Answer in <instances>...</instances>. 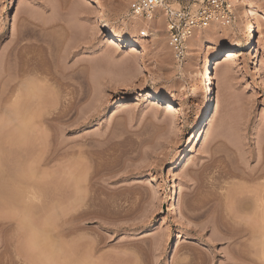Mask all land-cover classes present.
Wrapping results in <instances>:
<instances>
[{
  "label": "rangeland",
  "instance_id": "rangeland-1",
  "mask_svg": "<svg viewBox=\"0 0 264 264\" xmlns=\"http://www.w3.org/2000/svg\"><path fill=\"white\" fill-rule=\"evenodd\" d=\"M129 1L0 0V264H264V242L245 231L246 191L260 183L248 176L264 166V0L242 56L212 70L199 134L195 71L228 47L227 25L198 31L178 62L153 33L161 15L141 35L143 22L124 14ZM17 6V76L41 89L12 114L4 55ZM32 166L43 201H58L74 230L51 257L6 225V199Z\"/></svg>",
  "mask_w": 264,
  "mask_h": 264
},
{
  "label": "bare ground",
  "instance_id": "bare-ground-1",
  "mask_svg": "<svg viewBox=\"0 0 264 264\" xmlns=\"http://www.w3.org/2000/svg\"><path fill=\"white\" fill-rule=\"evenodd\" d=\"M131 1H129V5L133 4V0H131ZM258 1L259 0H230L232 12L234 14V19H233L232 23L229 24V26L228 25L226 27H225V25L223 26V27H225V30L229 31V34H230L229 39H228L229 45H228V47L219 51L218 53L216 50L215 56L213 58L203 59L201 61L202 62L201 67L195 71V78L197 79V82L201 86V91H200V94L198 97L199 98V102H198L199 110H198V115H197V120H198L197 134H199L202 129H205L208 126V116H209V112H210V96H209L210 94H208V90H209V86L211 85L212 70H213V72H215V74H218L226 64L233 63L237 60V58L242 56V53H241V52H243L242 48H247L249 46V44H250L249 42H250V39L252 38V35L254 33V28H255L254 20H252V18L250 16L254 15L255 8L257 6ZM21 11H22V8L17 6L15 14L13 16V23L11 25V36L14 37V39L12 40L13 43L11 42V45H9L10 46L9 48L6 47L7 52L4 55L5 60L7 57L9 58V59L7 58V61H9V73H10V77H11L10 82L12 83V85L10 86L11 88H10V93H9L10 98H11V102H12V114H16V112H18L17 106L19 105L18 101L20 98H21V100H22V98H25L24 100H27L28 98H29L28 100H30L31 98L34 99L36 97V94L40 93L38 90L41 89V87L39 88V86L36 83H35L36 85L34 84L33 80L27 79V77H24L23 74H21V75H23V77L17 76L18 73L16 71V67H17L16 66L17 65L16 59L17 58L19 59L20 52H22V50H21L22 46H21L20 42L23 39L20 38L19 37L20 35L18 36V34H17V25H16L15 21L19 20V17L21 15ZM124 14L126 16H128V18L130 17L132 20L138 19L136 17L130 16V12H129L128 8L125 9ZM163 23H164V15H161V16H159L158 21H157L158 27L153 28V33L159 34V35H160V33L163 34L162 36H163V39L165 40L164 41L165 42L164 43L165 48L169 52H172L171 47L169 46L168 41H167V35L165 33V27L161 28V25L164 26ZM213 24H215V23H213ZM222 33H224V30ZM226 34H228V32H226ZM198 35H200L199 32H198ZM222 37H226V36H222ZM214 45L215 44L208 42L207 44L204 45L203 50L204 51L214 50ZM191 47H193V46H191ZM193 48L196 49V46ZM198 48H200V47H198ZM21 60L22 59H20V62H21ZM20 62H19V64H20ZM22 63H23V61H22ZM211 64L213 66V69L211 67ZM158 84H160V82L156 79H153L151 81V90H154ZM38 97H40V96L38 95ZM37 105H38L37 107L39 108L40 105H42V104H37ZM40 110H42L41 107H40ZM4 134H5V132H4ZM10 137H12V136H10ZM10 137H8V139ZM11 142H13V141L11 140ZM196 145H197V143H196ZM192 147H195V145ZM190 153H191V150L188 152L187 156ZM182 161L184 163L186 161V157ZM21 168H22L21 171H19L20 172L19 178L21 176L22 181H24L25 183L24 182L21 183V179H19L20 182L19 181L18 182L21 183L22 185L23 184L24 185L20 186V184H17V182H16L15 188L18 187L17 188L18 190L15 189L14 191H12V192H15L14 195H11L13 197L9 198V196H8L6 199V200L9 199L10 206L13 209V212L15 211L14 212L15 215H13V214L10 215V217L12 216L10 218V220L7 218L8 223L6 225L16 226V227H18V230H20L22 228L21 229L22 233L24 231L25 234L26 233H28V235L30 234L29 235L30 237L28 236V238H30L29 240H31L30 242L35 243L33 245V243L27 242V243H29V245L30 244L31 245L30 246L26 245V246H29L30 248L33 247L34 250L37 249V251L39 250V253H38L39 255L42 253L41 255H50L49 257H51V255H52L51 253L55 254V252L53 250H57L56 247L59 248V251L61 250L60 247L64 245L62 240L65 238V236H68V235L72 236L71 233H73L72 231H74V230L72 229V226H71V221H70L71 219L67 220L68 218H66V216H64L65 213L61 214L62 212L59 211V209L57 208V205H58L57 202L58 201L56 202V200L54 198L50 200L51 202H46V200L43 201L44 199H42V196H41L42 191L41 190H42V187H44V186L40 182V176H41L40 172L36 168H34L33 166L30 168L25 167V169L23 167H21ZM248 178H250L249 181L251 180L252 182H254L255 180L257 182V180H260L259 181L260 183L256 184L257 187L255 186L252 189L249 187V190L247 188H244L245 189L244 191H246V189H247L245 198L247 200V203H250V207H249L250 209H248V206H247V208H245L247 210L246 212L250 214V216L245 215L246 217H249L248 220H250L249 225H247V222H246L245 226L248 227V229L245 231L247 232L250 228H251L250 230L256 231L257 233H254V232L253 233L257 234L259 236L260 242L263 245V242H264L263 241L264 240V166H262L261 169L258 168L253 173L249 174ZM20 187L23 189L20 190ZM12 189H14V187ZM20 191H23V192H20ZM16 192H17V194H16ZM247 192H248V194H247ZM4 194L6 195V193H4ZM11 194H13V193H11ZM1 197L3 198L4 195H2ZM243 199H244V197H243ZM6 202H8V201H6ZM226 205H224V206H226ZM8 206H9V204H8ZM227 207H230V205L226 206L225 208H227ZM237 208H239V207H237ZM227 209L229 210V208H227ZM16 211H18V215H17ZM229 211H230L229 213H231V210H229ZM232 215H233V213H232ZM232 217H235V216H232ZM61 219H63L62 221H64V222H62V224L64 223V226L59 223V225H61L60 229H59V225L57 226V222H61L60 221ZM19 227H21V228L19 229ZM27 230H29V231L27 232ZM250 230H249V232L251 233L252 231H250ZM249 232H247V233L249 234ZM25 234H24V236H25ZM62 235H64V237L61 238L63 245L61 244V242L59 243V241H60L59 239ZM228 236H230L229 239L231 241V239H232L231 235H228ZM25 238H27V237L25 236ZM33 238H35V240L39 239L38 243L40 240H42V243L40 241V244H38L37 241L35 242V240ZM25 240H27V239H25ZM44 241H45L46 245H45V243H43ZM46 241H48V242H46ZM36 243H37V245H36ZM48 243L50 244V246L52 244V247H53V248L51 247L52 250L50 248H48L49 247ZM39 245L41 247H44L45 249H47L46 250L47 252H49L51 250L49 252V254L48 253L45 254L46 253V252L44 253L45 250L43 248L41 250L40 249L41 247ZM177 245H179V243ZM38 247H39V249H38ZM33 248H32V250H33ZM27 251L29 252L30 250L28 249ZM28 252H26V253H28Z\"/></svg>",
  "mask_w": 264,
  "mask_h": 264
},
{
  "label": "built area",
  "instance_id": "built-area-1",
  "mask_svg": "<svg viewBox=\"0 0 264 264\" xmlns=\"http://www.w3.org/2000/svg\"><path fill=\"white\" fill-rule=\"evenodd\" d=\"M133 0L131 17L143 22L141 35L150 32V22L164 15L167 41L176 61L187 54V43L200 30L217 23L229 25L234 19L230 0Z\"/></svg>",
  "mask_w": 264,
  "mask_h": 264
}]
</instances>
